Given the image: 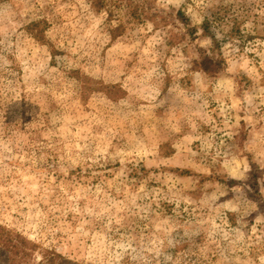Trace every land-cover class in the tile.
<instances>
[{"label": "rangeland", "instance_id": "374dc122", "mask_svg": "<svg viewBox=\"0 0 264 264\" xmlns=\"http://www.w3.org/2000/svg\"><path fill=\"white\" fill-rule=\"evenodd\" d=\"M0 227L26 264H264V0H0Z\"/></svg>", "mask_w": 264, "mask_h": 264}, {"label": "trees", "instance_id": "16d2710c", "mask_svg": "<svg viewBox=\"0 0 264 264\" xmlns=\"http://www.w3.org/2000/svg\"><path fill=\"white\" fill-rule=\"evenodd\" d=\"M210 24L209 19H207L204 24L205 34H209ZM42 33L43 30L41 29H35L31 32L33 37L39 41L43 40ZM211 61V59H205L203 61L202 69L207 73L214 72L210 69V67H207L208 64H211ZM216 63L220 64L219 62ZM35 248V245L31 244L25 238L18 234L10 233L0 227V264H26L27 259L30 257ZM53 261V258L48 260L50 264H52Z\"/></svg>", "mask_w": 264, "mask_h": 264}]
</instances>
